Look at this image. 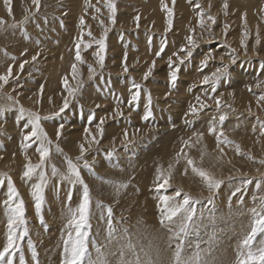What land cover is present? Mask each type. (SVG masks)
Segmentation results:
<instances>
[{"label":"rangeland","instance_id":"1","mask_svg":"<svg viewBox=\"0 0 264 264\" xmlns=\"http://www.w3.org/2000/svg\"><path fill=\"white\" fill-rule=\"evenodd\" d=\"M155 1L114 0L116 12L115 23H112L106 0H40L38 9L33 0H9L8 5L0 0V20L4 21L0 26V75L6 74L10 66L13 73L0 88V109L4 110L0 111V181H3L0 184V250L7 235L4 202L8 198L9 177L24 201L28 229L23 239L17 241L19 248L11 257L13 264H62L64 241L71 230L69 210H76L83 198L82 184L52 174L53 166L59 173L67 172L66 158L79 165L89 189V226L85 229L88 255L99 264H133L137 258L143 264H175L178 243L187 245L183 257L192 258L199 253L200 260L208 259L207 264H238L249 250L256 253L264 247V232L255 235L250 248L243 245L256 218L253 210L264 213L261 209V197H264V164L261 163L264 161L261 133V123H264V99H261L264 96V67H261L264 64V0ZM164 5L173 13L171 27ZM200 13L204 14L203 28L199 24ZM208 15L215 18V23L207 19ZM81 16L85 20L83 26ZM225 25L228 26L226 33ZM192 29L194 31H190ZM189 35L197 46L192 49L193 55L180 65L178 79L172 87L169 57L175 67L179 63L177 56H185L180 50L189 46L186 39ZM102 37H106L103 68L94 55L99 51L96 41ZM81 40L84 63L75 60V45ZM162 44L164 51L157 56ZM209 53L212 58L202 68L201 61ZM37 54L33 61L32 57ZM231 55L238 57L236 64L231 63ZM24 61L28 63L21 70L19 66ZM153 61L155 67L145 80L144 74ZM222 63L229 65L230 76L212 92L209 85L201 81ZM73 64L77 67L75 79L72 78ZM89 65L94 69L91 78ZM65 77H68V87L82 83L76 99L68 97ZM133 82L141 86V94L135 106L129 107L128 100L135 91ZM149 93L153 115L145 121ZM197 96L209 107L199 113L200 117L186 116L191 105L199 107ZM65 97L69 107L58 116L41 121L51 144L42 166L48 182L38 213L32 195L34 185L39 183L38 175L31 179L23 175L29 161L33 165L40 162L38 144L23 140L31 125L25 128L27 117L21 120L17 117L20 107L26 112H37L41 117L52 116L59 112ZM215 98L221 101L219 111ZM118 109L123 112L122 116L116 115ZM222 114L225 119L221 122ZM90 116L94 117L91 121ZM101 119L105 121L102 137L96 131ZM60 124L64 128L57 138ZM214 124L216 134L209 132ZM85 128L91 129L100 141L84 153L91 170L83 167V160H77L81 155L79 145L85 143L88 147ZM221 129L232 143L218 146L217 134ZM125 130L132 141L127 146L122 143ZM198 133H203L202 140ZM24 143L30 144L26 151L22 149ZM57 146L62 151H57ZM164 152L170 155L167 161L163 159ZM188 159L193 161L192 165L187 164ZM139 160L141 166L137 167L134 162ZM126 166L129 169H125ZM194 167L222 181L214 194L193 172ZM157 169L165 175L171 173L170 186L159 192L155 187ZM245 181L251 182L245 185ZM121 184L127 187L117 191ZM237 187L241 191L232 195ZM176 190H181V196H175ZM184 194L192 197L191 207L196 210V223L187 234L179 232L176 218L170 225L160 222L163 204L159 197L172 196L182 202ZM210 195L212 203L208 202ZM150 196L153 198L149 199ZM143 205L149 206L148 212H144ZM109 206L113 209L111 227L115 229L111 239L107 223ZM146 219L157 221L159 239L148 236L152 222ZM141 220L148 225L146 231L139 226Z\"/></svg>","mask_w":264,"mask_h":264},{"label":"snow or ice","instance_id":"2","mask_svg":"<svg viewBox=\"0 0 264 264\" xmlns=\"http://www.w3.org/2000/svg\"><path fill=\"white\" fill-rule=\"evenodd\" d=\"M33 3L36 5L37 9L40 5V0H33ZM173 3H175V0H173ZM5 4H9V0H5ZM107 7L110 10V19L112 20V23H115V12H116V6L114 3V0H106ZM199 8V5H197ZM228 5L227 3L224 4V8L227 9ZM165 10L168 12V25L171 27L172 20L171 17L173 15L172 10L167 8V5H164ZM99 11V9H97ZM9 14H11V9L9 7ZM203 13H200L201 20L199 21L200 27H205L204 19H203ZM27 17L25 18V23L27 22ZM137 20H139V17H136ZM207 19L211 21L212 23H215V18L211 15L207 16ZM4 23L3 20H0V26H2ZM85 24V20L83 16L80 17V25L83 26ZM12 27H15V25H12ZM227 25H225V33L227 31ZM167 31V29H166ZM194 31V29L190 30ZM89 36H91V32L88 33ZM105 38L102 37L100 40L96 41V43L99 46V51L94 53V55L98 58L97 62L99 63L100 67L103 68L104 66V52L106 49L105 45ZM247 38V34L245 33V39ZM186 39L189 42V46L187 48H181V52L185 53V56H177V59L179 61L178 64L173 67V61L172 58L169 57V78L170 83L172 87H175V82L178 79V72L180 71V65L185 63V60L190 58L193 55L192 49H194L197 45L196 42L193 40V37L189 35L186 37ZM83 41H78L75 45L76 52H75V60L84 63L82 57H81V44ZM257 43H259V39H257ZM241 45L247 49V46L244 43V40H241ZM91 45H85V47H90ZM164 51V44L161 45L160 51L156 53L157 56H160L161 52ZM235 49H233V52ZM37 55H34L32 57V60L35 61L37 59ZM174 55H176L174 53ZM211 53H209L205 58L201 61V66L206 67L208 64L209 59H211ZM13 59H15L13 57ZM127 59V54H125V61ZM238 57L235 55L230 56V60L232 64H236ZM221 61H223V57H221ZM28 63V61H24L20 64V69L22 70L24 68V64ZM89 67V74L90 78L91 75L94 73V69L91 65ZM155 67V61L152 62V67L148 69V71L144 74V79L147 80L148 77L152 73V68ZM261 67H264V64L261 65ZM124 71H128L127 64H124ZM13 75L11 66L8 68L6 74L0 75V88L3 87V84H7L9 77ZM77 75V67L76 64L72 65V78L75 79ZM229 65L222 63L220 67H217L214 72L211 73V75H205L201 81L204 85H209L212 92H215L217 89V86L219 83L229 78ZM64 84H65V90L67 91L68 97H72V99H76L77 94L82 87V83H78L76 87H68V77L64 78ZM259 87V85H257ZM132 89H135V91H132L131 97L128 100L129 107H134L135 104L140 99V89L141 86L139 84H136L133 82ZM131 91V90H130ZM43 93V88H41V94ZM11 99V97H9ZM211 99V97H210ZM261 99H264V96L261 97ZM51 101V98H49ZM197 103L199 107L196 105H191L189 108L188 113H186V116H192L196 117L199 115V113L204 110L205 108L209 107V105L201 100L199 96L196 97ZM215 106L216 109L219 111L221 108V101L219 98H215ZM69 107V100L67 97L64 98L63 106L59 109V112L53 113L52 116H46L41 117L37 112H33L26 110L23 107H20L19 109V116L17 117L18 120L25 119V116L27 117V123L24 125L25 128H28L29 125H31L30 130L24 134L23 140L26 142H36L38 144L36 151L40 154V162L36 165L31 164L29 161L28 164L25 165V171L23 173L24 177L31 179L33 175H38L39 183H36L34 185V190L32 195L35 198V207L37 212L39 213L41 206L44 202V196H43V189L47 185V174L43 171V165L45 163L46 158L49 156V147L48 145L51 144V141L48 139V135L46 131L44 130L41 121L42 120H49L52 119L54 116H58L60 113H63L67 108ZM99 107V105H97ZM0 111H4L3 109H0ZM116 115H123V112L119 109L116 111ZM153 113L151 110V95L149 93L148 96V105L146 107L145 114L143 116V120L147 121L150 117H152ZM94 117L90 116L89 120L91 121ZM225 119V115L222 114L219 117V120L222 122ZM104 119H101L99 124L96 125V131L99 133V135L102 137L104 134V128L102 127L104 124ZM189 121L186 120V123ZM64 125L60 124L59 128L57 130V138L60 137L61 132L60 129H63ZM85 141L88 145V147L85 146V143H81L79 145L80 153L81 155L77 157V160H83V167L86 169L91 170V165L85 159L84 153L87 152L93 144H98L100 141L97 139V136L91 132L89 128H85ZM209 132L216 134L217 129L215 124L212 125L209 128ZM261 133L264 135V123H261ZM124 140L122 143L130 144L132 141L129 139L128 131L125 130L123 133ZM199 140L203 139V133L197 134ZM88 137H91L89 139ZM223 138V139H221ZM199 140L197 142H199ZM185 144L188 142L185 141ZM221 143H232L231 141H228L226 137H224L223 130L221 129L219 133L217 134V144L218 146ZM30 146L28 143L22 144V149L26 151V149ZM57 151H62L57 146ZM183 151V150H181ZM221 152H223V148L220 149ZM237 153H239V146L236 147ZM25 159H28L26 156ZM67 159V172L66 173H59L58 170L53 166L52 168V174L53 175H60L62 179L69 180L71 183H80L83 185V198L82 202L79 204L78 208L76 210H69L70 213V219L68 221V227L71 229L68 232V238L64 241V249H63V260L62 264H99V261H93L91 257L88 255V233L85 231V229L89 226V215H90V205H91V199H90V193L87 184L84 183L81 174H80V167L78 164L73 163V161L70 158ZM262 164H264V161H261ZM188 165H192L193 161L191 159L187 160ZM171 168V165L169 166ZM40 169L38 172L37 170ZM193 172H196L204 181L206 187L208 188L210 193L214 194V190H218L222 184V181L215 179L211 174L205 172L202 169L193 168ZM171 179V173L169 172L167 175H165L160 169H157V176L155 181V187L156 190L159 192L161 189H165L166 187H169V180ZM251 181H245V185L247 183H250ZM3 181H0V184H2ZM8 186H9V192H8V198L5 200V206L7 209L6 215H7V235H6V243L4 244L2 250H0V264H13L12 256L15 254L16 250H18L19 245L17 243L18 240L23 239V237L27 234V227H26V220L24 218L25 216V207H24V201L20 198L18 191L13 186L11 178H8ZM127 187L126 184H121L117 187V191H119V188ZM241 188L237 187L235 192L232 193V195H235L236 192H240ZM175 196L179 197L181 196V190H176ZM161 200L163 207L161 208V224H173L176 221L174 218L178 219L179 221V232L181 234H187L189 229L195 225V216H196V210L191 207L192 197L188 194H184L182 202H177L175 200V197L172 196H161L159 197ZM255 199V198H254ZM261 209H264V197H261ZM198 202V201H197ZM208 202H213V196L210 195L208 198ZM108 213V220L107 223L109 225V239H111V236L113 232H115V229L111 227L112 225V213L113 209L109 206L107 208ZM253 215L256 217L253 223V226L251 228V234L247 236L244 241L243 245L245 247H249L251 245V242L253 241L255 235L258 232H264V213H258L255 209L253 210ZM43 222V221H41ZM23 226V230L20 231L21 227ZM125 231H127L125 229ZM19 233V234H18ZM73 233L75 236L73 237ZM186 244L178 243L175 253H174V260L175 264H205L204 261L200 260L199 253H197L192 258H187L182 256L183 249L186 247ZM198 247V246H197ZM241 256L243 257V253H241ZM257 260L259 261V264H264V247L260 248L256 253H253L251 250L247 252V256L240 259L238 261V264H257ZM127 264V262H125ZM133 264H143L137 258L136 261L133 262Z\"/></svg>","mask_w":264,"mask_h":264},{"label":"bare ground","instance_id":"3","mask_svg":"<svg viewBox=\"0 0 264 264\" xmlns=\"http://www.w3.org/2000/svg\"><path fill=\"white\" fill-rule=\"evenodd\" d=\"M154 1H155V0H154ZM77 2H78V1H77ZM77 2H76V3H77ZM155 2H156V1H155ZM157 2H158V1H157ZM178 3H179V2H178ZM143 5H144V4H143ZM156 5H157V4L155 3V6H156ZM178 5H179V4H178ZM181 6H182V5H181ZM144 7L146 8L145 5H144ZM179 7H180V6H179ZM142 8H143V7H142ZM145 8H143V9H145ZM180 8H181V7H180ZM134 40H135V39H134ZM134 42H135V41H134ZM171 47H172V46H171ZM130 59H131V58H130ZM181 74H182V73H181ZM189 74H191V73H189ZM192 75H194V74H192ZM236 75H237V74H236ZM161 76H162V75H161ZM85 77H86V75H85ZM182 89H183V88H182ZM86 95H87V94H86ZM197 95H198V94H197ZM233 96H234V95H233ZM233 96H232V97H233ZM91 97H92V96H91ZM96 97H98V96H96ZM91 100H92V99H91ZM97 101H99V100H97ZM238 102H239V101H238ZM238 102H237V103H238ZM93 103H94V102H93ZM95 103H96V102H95ZM89 104H90V103H89ZM100 104H101V103H100ZM94 105H95V104H94ZM101 107H102V106H101ZM202 112H203V111H202ZM198 117H200V115H199ZM193 120H194V119H193ZM195 120H196V119H195ZM194 122H196V121H194ZM199 128H201V127H199ZM90 130H91V129H90ZM195 130H196V129H195ZM70 134H71V133H70ZM74 134H75V133H74ZM169 134H170V133H169ZM76 135H77V134H76ZM70 136H71V135H70ZM197 143H198V142H197ZM191 144H195V142L191 141ZM198 144H199V143H198ZM200 145H201V144H200ZM197 146H199V145H196V147H197ZM197 149H199V148H197ZM6 150H7V149H6ZM169 156H170V155H169L167 152H164V154H163V159H164L165 161H167V160L169 159V158H168ZM15 157H16V156H15ZM17 158H19V157L17 156ZM16 160H17V159H16ZM14 161H15V160H14ZM18 161H19V160H18ZM12 162H13V161H12ZM123 164H124V163H123ZM134 164H135L137 167L141 166V160L134 162ZM134 164H133V165H134ZM126 165H127V164H126ZM123 166H125V165H123ZM142 166H144V165H142ZM174 166H175V165H174ZM126 167H127V166H126ZM144 167H146V166H144ZM148 168H149L151 171L153 170V167L148 166ZM176 168H177V167H175L174 169H175V170H178V168H177V169H176ZM125 169H129V168L127 167V168H125ZM109 172H110V171H109ZM111 173H112V172H111ZM122 173H123V170H122ZM155 173H156V172H155ZM155 173H154V174H155ZM148 176H149V175H146L145 178H148ZM146 180H147V179H146ZM149 181H150V180H149ZM92 184H93V183H92ZM133 190H134V189H133ZM145 190H146V189H145ZM134 191H135V190H134ZM147 193L149 194V191H147ZM147 193H143V194H147ZM127 195H128V196H131L130 194H127ZM149 195H150V194H149ZM143 196H144V195H143ZM151 198H153V197L150 196L149 199H151ZM154 198H155V197H154ZM155 200H156V199H155ZM152 201H154V200L152 199ZM152 201H151V203H152ZM143 206L146 208V210H144V212H145V211L148 212V210H149V206H148V205H143ZM152 210H153V209H152ZM95 211H96V210H95ZM95 211H94V212H95ZM92 212H93V210H92ZM95 213H96V212H95ZM95 213H94V214H95ZM145 213H146V212H145ZM94 214H93V215H94ZM57 216H58V215H57ZM153 217H154V215H153ZM147 219H148V218H147ZM147 219H146V220H147ZM48 220H49V219H48ZM147 221L152 222V224L150 223V224H151V227H150L151 229L149 230V233H150V234H148V236H151V237H153V238H157V239H159V232H158V234H157V229H158V230H160V229L157 228V226H156V225H157V221H155V219H154V220H147ZM140 222H141V223H139V224H141V225H139L140 228L142 227V228H144V230H145V229H146V230L149 229V228H147L148 225L146 224V221L141 220ZM158 223H159V222H158ZM149 226H150V225H149ZM160 227H161V226H160ZM132 228H133V227H132ZM146 230H145V231H146ZM153 231H154V232H153ZM147 232H148V231H147ZM160 232H161V231H160ZM142 234H143V233H142ZM162 234H163V233H162ZM163 238H164V237H163ZM147 241H148V240H147ZM48 243H49V242H48ZM156 244H157V243H156ZM46 247H47V246H46ZM46 247H45V248H46ZM116 247H117V246H116ZM45 248H44V249H45ZM109 248H110V247H109ZM112 249H113V248H112ZM125 249H126V248H125ZM222 249H223V248H222ZM45 250H46V249H45ZM121 250H122V249H121ZM142 250H143V249H142ZM114 251H115V250H114ZM102 252H103V251H102ZM140 252H141V251H140ZM160 252H161V251H160ZM152 253H153V252H152ZM152 253H150L151 256H153ZM161 253H162V252H161ZM220 254H221V253H220ZM220 254L218 253V255H220ZM223 254H224V253H223ZM47 255H48V254H47ZM147 255H148V254H147ZM155 255H156V254H155ZM155 255H154V257H155ZM161 255H162V254H161ZM215 255H216V254H215ZM218 255H217V256H218ZM217 256H216V257H217ZM220 256H222V254H221ZM114 257H115V256H114ZM156 257H157V256H156ZM163 257H164V256H163ZM124 258H125V257H124ZM204 258H205V257H204ZM214 259H215V258H214ZM44 260H45V259H44ZM122 260H123V259H122ZM124 260H125V259H124ZM148 260H149V259H148ZM158 260H159V259H158ZM209 260H210V259H209ZM222 260H223V259H222ZM42 261H43V260H42ZM146 261H147V259H146ZM152 261H153V260H152ZM206 261H208V259L205 260L204 262H206ZM217 261H218V260H217ZM217 261H216V263H217ZM108 262H109V261H108ZM110 262H111V261H110ZM115 262H116V261H115ZM122 262H123V261H122ZM124 262H125V261H124ZM130 262H131V261H130ZM166 263H167V262H166ZM168 263H169V262H168ZM220 263H221V261H220ZM121 264H122V263H121ZM205 264H207V263H205ZM210 264H213V263L210 262Z\"/></svg>","mask_w":264,"mask_h":264}]
</instances>
